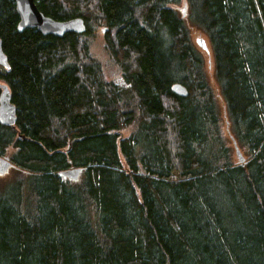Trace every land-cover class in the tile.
<instances>
[{
    "label": "trees",
    "instance_id": "16d2710c",
    "mask_svg": "<svg viewBox=\"0 0 264 264\" xmlns=\"http://www.w3.org/2000/svg\"><path fill=\"white\" fill-rule=\"evenodd\" d=\"M37 5L87 30L20 32L16 0H0L17 107L0 122V264H264V0Z\"/></svg>",
    "mask_w": 264,
    "mask_h": 264
},
{
    "label": "water",
    "instance_id": "95a60500",
    "mask_svg": "<svg viewBox=\"0 0 264 264\" xmlns=\"http://www.w3.org/2000/svg\"><path fill=\"white\" fill-rule=\"evenodd\" d=\"M38 0H16L17 12L20 15L18 23V31L23 32L26 28H36L44 35L54 34L56 36H64L66 33H84L87 30L85 20L82 17H75L68 20H56L45 15L37 5ZM197 45L203 50L209 52L210 47L205 37L196 39ZM0 65L9 68L8 57L3 50L2 40L0 39ZM0 122L4 125L15 126L17 123V107L12 102V94L9 86L0 81ZM174 91L179 95H187L188 90L182 84L173 86ZM236 154L239 161L244 162V156L235 143ZM11 162L8 158H0V175L9 172ZM81 168H71L60 173L64 178L77 180L81 173Z\"/></svg>",
    "mask_w": 264,
    "mask_h": 264
},
{
    "label": "rangeland",
    "instance_id": "374dc122",
    "mask_svg": "<svg viewBox=\"0 0 264 264\" xmlns=\"http://www.w3.org/2000/svg\"><path fill=\"white\" fill-rule=\"evenodd\" d=\"M181 10H186L187 7H186V4H182V6L180 7ZM101 32V31H99ZM205 34H203L201 31H198L197 33L194 34L193 38L196 40L198 37L200 36H203ZM97 34H96V38H97ZM206 36V35H205ZM204 36V37H205ZM206 38V37H205ZM101 37L99 36L96 40H95V46L96 47H99V45L101 44ZM204 54H205V58H206V68H207V71H208V75L210 76V80L213 84H216L215 82V76H214V57H213V52H212V48H211V51L207 52V51H204ZM98 55L103 59V61L105 62V69H106V73L107 75L113 79L114 81H117V82H122V75H121V72L120 70L114 65L113 62H111L110 60H106V55L105 53L103 54L102 51L98 50ZM216 91H217V95H218V98H219V101L221 102L222 105H224V101H223V97L220 93V90L219 88L217 87L216 88ZM124 134H127L128 131H125L123 132ZM237 157V155H236ZM1 180L2 181H6V180H9L8 176H5L4 178L0 177V184L1 183Z\"/></svg>",
    "mask_w": 264,
    "mask_h": 264
},
{
    "label": "bare ground",
    "instance_id": "6f19581e",
    "mask_svg": "<svg viewBox=\"0 0 264 264\" xmlns=\"http://www.w3.org/2000/svg\"><path fill=\"white\" fill-rule=\"evenodd\" d=\"M85 34V33H84ZM208 45H209V43H208ZM209 47L211 48V45H209ZM176 84H181L182 85V83H180V82H175L173 85H172V90H173V92L174 93H176L175 91H174V89H173V86L174 85H176ZM186 87V86H185ZM187 88V87H186ZM188 90V89H187ZM177 94V93H176ZM179 95V94H178ZM189 95V90H188V94L187 95H184V97H187ZM180 96H183V95H180ZM4 125V124H3ZM6 126H8V125H6ZM244 159H245V157H244ZM241 162V161H240ZM7 175V174H6ZM4 177H5V175H4Z\"/></svg>",
    "mask_w": 264,
    "mask_h": 264
}]
</instances>
